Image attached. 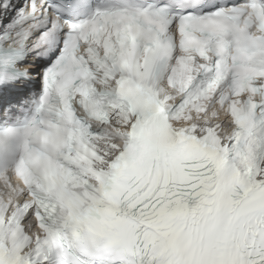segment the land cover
<instances>
[{"label": "snow or ice", "instance_id": "6c2138e0", "mask_svg": "<svg viewBox=\"0 0 264 264\" xmlns=\"http://www.w3.org/2000/svg\"><path fill=\"white\" fill-rule=\"evenodd\" d=\"M0 264H264V0H0Z\"/></svg>", "mask_w": 264, "mask_h": 264}]
</instances>
